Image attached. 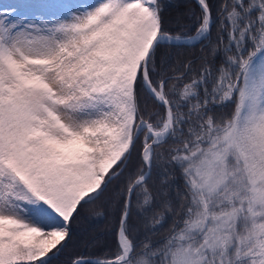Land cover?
Returning <instances> with one entry per match:
<instances>
[{"label":"snow or ice","instance_id":"obj_1","mask_svg":"<svg viewBox=\"0 0 264 264\" xmlns=\"http://www.w3.org/2000/svg\"><path fill=\"white\" fill-rule=\"evenodd\" d=\"M165 7L0 0V264H264V0Z\"/></svg>","mask_w":264,"mask_h":264},{"label":"trees","instance_id":"obj_2","mask_svg":"<svg viewBox=\"0 0 264 264\" xmlns=\"http://www.w3.org/2000/svg\"><path fill=\"white\" fill-rule=\"evenodd\" d=\"M10 1L5 0V2ZM161 2L166 5L163 12L166 22L175 20L180 14L186 13L196 5L194 0H161ZM212 2L219 3V0H212ZM196 51L199 50L196 49ZM96 211H103V209L98 205L91 206L85 213L88 219H81L72 226L73 233L67 242L68 246L53 264H69L71 257L82 253L97 256L114 244L112 231L115 225L112 212L109 211L104 216H95ZM134 222H136L135 218Z\"/></svg>","mask_w":264,"mask_h":264},{"label":"rangeland","instance_id":"obj_3","mask_svg":"<svg viewBox=\"0 0 264 264\" xmlns=\"http://www.w3.org/2000/svg\"><path fill=\"white\" fill-rule=\"evenodd\" d=\"M10 2H14V0H11Z\"/></svg>","mask_w":264,"mask_h":264},{"label":"water","instance_id":"obj_4","mask_svg":"<svg viewBox=\"0 0 264 264\" xmlns=\"http://www.w3.org/2000/svg\"><path fill=\"white\" fill-rule=\"evenodd\" d=\"M195 2H196V0H195Z\"/></svg>","mask_w":264,"mask_h":264}]
</instances>
